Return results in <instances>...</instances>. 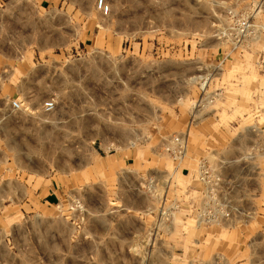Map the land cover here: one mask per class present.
Masks as SVG:
<instances>
[{
    "label": "rangeland",
    "instance_id": "obj_1",
    "mask_svg": "<svg viewBox=\"0 0 264 264\" xmlns=\"http://www.w3.org/2000/svg\"><path fill=\"white\" fill-rule=\"evenodd\" d=\"M40 1L0 0V264H264V169L246 157L264 133V0ZM238 17L258 33L234 49L217 32ZM202 159L238 177L247 230L197 226L191 201L160 218Z\"/></svg>",
    "mask_w": 264,
    "mask_h": 264
},
{
    "label": "built area",
    "instance_id": "obj_2",
    "mask_svg": "<svg viewBox=\"0 0 264 264\" xmlns=\"http://www.w3.org/2000/svg\"><path fill=\"white\" fill-rule=\"evenodd\" d=\"M97 8L103 15H107L110 7L104 0H97ZM218 38L232 44L236 48L244 39H252L257 36L258 28L252 23L249 17H238L230 21L226 26L218 29ZM9 106L13 109H19L21 103L17 99H11ZM45 110L54 108L53 99H49L42 104ZM1 112V106H0ZM248 145L246 150L247 162L256 169H264V133H248ZM187 139L184 134H173L165 144V151L169 158L174 162V172L179 169L181 162L186 155ZM262 158V165L255 164L256 157ZM182 169V168H181ZM183 172L189 174V169L183 167ZM248 175V174H247ZM198 181V186L187 184L182 194L176 199L169 201V210L161 209L160 218H169V223L173 219L174 213L181 212L183 207L189 201L190 213L197 226H214L219 229H234L238 222L244 223L243 216H248L235 199L232 198L234 187L238 186V177L224 169L223 165L210 164L202 159L198 161L196 169L192 175ZM250 177L247 180L250 181ZM69 207L78 213L84 211L83 205L77 197L69 200ZM221 257H216L220 260Z\"/></svg>",
    "mask_w": 264,
    "mask_h": 264
},
{
    "label": "crops",
    "instance_id": "obj_3",
    "mask_svg": "<svg viewBox=\"0 0 264 264\" xmlns=\"http://www.w3.org/2000/svg\"><path fill=\"white\" fill-rule=\"evenodd\" d=\"M93 4H94V1L92 0V2H91V4H90V6H93ZM36 6H39L40 8H42V9H51L52 8V4H51V2H50V0H42V1H40V2H37L36 4H35ZM79 4L77 3V2H73L72 4H68V3H60L59 4V6H57V10H67V9H71V10H73V9H83L82 7H80V6H78ZM54 8V7H53ZM85 9H88V5H86L85 6ZM101 13V12H100ZM102 14V13H101ZM11 99H17V98H11ZM10 99V100H11ZM9 100V101H10ZM18 100V99H17ZM9 101L7 102V107H8V109H10V110H17V109H13V108H11L10 106H9ZM20 101V100H19ZM172 101L173 100H170L169 99V105H171L172 104ZM20 103H21V106H22V102L20 101ZM1 106V105H0ZM19 109H21V107L19 108ZM4 108H3V106H1V112H0V120H2L3 118H4ZM171 120V119H170ZM180 122V120L179 119H177L176 120V123L175 124H177V126H178V123ZM181 123H182V120H181ZM180 124V123H179ZM22 125H17V127H21ZM173 127H174V123H170L169 124V133L172 131V129H173ZM46 197V199H45V203H54L55 201H56V199L58 198V193H57V190H55V189H53V190H51L47 195H45ZM137 211V210H136ZM250 224H251V221H248V222H246V223H244L243 224V227L242 228H245L244 229V231L245 230H247V228L250 226ZM0 226H1V221H0ZM241 228V229H242ZM130 233L132 232V233H135L136 231H135V229H133V230H130L129 231Z\"/></svg>",
    "mask_w": 264,
    "mask_h": 264
}]
</instances>
